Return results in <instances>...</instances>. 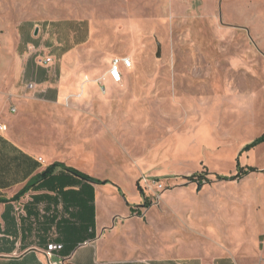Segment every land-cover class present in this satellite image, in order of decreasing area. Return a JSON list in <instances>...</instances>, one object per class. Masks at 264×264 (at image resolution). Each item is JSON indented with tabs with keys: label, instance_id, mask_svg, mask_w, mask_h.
<instances>
[{
	"label": "rangeland",
	"instance_id": "374dc122",
	"mask_svg": "<svg viewBox=\"0 0 264 264\" xmlns=\"http://www.w3.org/2000/svg\"><path fill=\"white\" fill-rule=\"evenodd\" d=\"M55 24L65 83L79 91L78 166L134 178L142 193L110 243L264 264V142L242 150L264 133V0H0V36ZM115 56L132 64L105 88ZM237 163L256 170L217 180ZM195 172H207L200 184L185 179ZM122 191L119 211L135 196L129 180Z\"/></svg>",
	"mask_w": 264,
	"mask_h": 264
},
{
	"label": "crops",
	"instance_id": "0c3cea01",
	"mask_svg": "<svg viewBox=\"0 0 264 264\" xmlns=\"http://www.w3.org/2000/svg\"><path fill=\"white\" fill-rule=\"evenodd\" d=\"M59 27L0 36V124L6 125L0 130V264H241L232 255H125L110 243L118 228L133 220L142 193L134 178L93 177L78 166L79 91L63 77L60 56L66 41L56 36ZM82 33V26L75 28L70 37L75 45L86 41ZM47 57L51 62L44 63ZM128 69L122 68V81ZM102 81L105 88L120 84L108 74ZM29 82L33 89L27 88ZM93 89L87 86V96ZM55 163L110 183L83 180L62 165L39 178ZM124 179L132 183L135 196L119 211L113 200L124 196ZM49 242L63 247L47 261L43 251Z\"/></svg>",
	"mask_w": 264,
	"mask_h": 264
},
{
	"label": "trees",
	"instance_id": "16d2710c",
	"mask_svg": "<svg viewBox=\"0 0 264 264\" xmlns=\"http://www.w3.org/2000/svg\"><path fill=\"white\" fill-rule=\"evenodd\" d=\"M264 142V133L262 135H260L259 137L255 138L254 140H252L251 142H249L248 144H246L242 150H250L252 149L253 147L257 146L258 144L260 143H263ZM57 165H62L66 170H68L69 172L77 175L78 177H80L81 179L83 180H87L89 182H92V183H95V184H106V183H110L109 180L107 179H97V178H93L85 173H82L76 169H73V168H68V167H65L63 164L61 163H55V164H52L50 166H48L40 175H39V178L40 177H43V176H46L47 174L50 173L51 169L54 167V166H57ZM236 173L232 176H221V175H218L217 176V180H232V179H235L239 176H243V175H246L252 171H255L256 168L254 167H242L239 165V163L236 164ZM206 174L207 172H204V173H201V172H195L189 176H186L185 179L187 180H190L191 182H197L198 184H200L202 182V180L205 179L206 177ZM29 186L26 185L25 187L22 188V190L18 193V195H21L23 194L27 188Z\"/></svg>",
	"mask_w": 264,
	"mask_h": 264
},
{
	"label": "built area",
	"instance_id": "2783aa9c",
	"mask_svg": "<svg viewBox=\"0 0 264 264\" xmlns=\"http://www.w3.org/2000/svg\"><path fill=\"white\" fill-rule=\"evenodd\" d=\"M49 62H51L50 57H47L44 59V63H49ZM131 64H132V62H131L130 58L115 56L110 60V64H109L107 74L113 82L121 83V81H122V73H121L122 68H130ZM34 87H35V84L33 82H29L27 84L28 89H33ZM12 110H14V108H12ZM5 129H6V125L0 124V130H5ZM62 247L63 246L61 243L49 242L43 251V254H44L45 258L47 259V261H50V260H52V258L58 256ZM51 264H64V261L52 262Z\"/></svg>",
	"mask_w": 264,
	"mask_h": 264
},
{
	"label": "water",
	"instance_id": "95a60500",
	"mask_svg": "<svg viewBox=\"0 0 264 264\" xmlns=\"http://www.w3.org/2000/svg\"><path fill=\"white\" fill-rule=\"evenodd\" d=\"M156 45H157V51H156L155 56H156V57H159V56H160V52H161L159 42H156Z\"/></svg>",
	"mask_w": 264,
	"mask_h": 264
},
{
	"label": "bare ground",
	"instance_id": "6f19581e",
	"mask_svg": "<svg viewBox=\"0 0 264 264\" xmlns=\"http://www.w3.org/2000/svg\"><path fill=\"white\" fill-rule=\"evenodd\" d=\"M129 74H130V73H129ZM259 155H260V154H259ZM259 155H258V156H259ZM263 155H264V154H263ZM258 156H257V158H258ZM261 157H263V156H261ZM259 158H260V157H259ZM256 160H258V159H256ZM256 160H255V161H256Z\"/></svg>",
	"mask_w": 264,
	"mask_h": 264
}]
</instances>
